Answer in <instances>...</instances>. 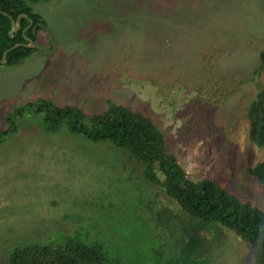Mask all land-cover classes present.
<instances>
[{
  "label": "rangeland",
  "instance_id": "374dc122",
  "mask_svg": "<svg viewBox=\"0 0 264 264\" xmlns=\"http://www.w3.org/2000/svg\"><path fill=\"white\" fill-rule=\"evenodd\" d=\"M70 31L57 53L0 63V264L23 244H97L112 264H257L235 232L190 216L145 165L108 141L43 130L30 101L154 120L191 180L211 179L264 210V161L249 108L264 87V0H51ZM96 18L99 28L72 37ZM13 115L11 120L10 116ZM13 129V130H12ZM159 178L164 179L158 171Z\"/></svg>",
  "mask_w": 264,
  "mask_h": 264
},
{
  "label": "trees",
  "instance_id": "16d2710c",
  "mask_svg": "<svg viewBox=\"0 0 264 264\" xmlns=\"http://www.w3.org/2000/svg\"><path fill=\"white\" fill-rule=\"evenodd\" d=\"M26 6L25 0H0V60L6 50L24 42L22 31L13 33V36L9 32L13 28L11 16L16 19L19 13L31 14ZM33 17L37 20V16ZM27 24L23 19V25ZM34 51L18 46L7 54L5 64L15 65ZM261 64L262 68L264 51ZM27 106L35 116L43 114V130L47 133H57L65 126L72 136H81L92 142L108 141L126 150L132 158L145 165L144 177L162 185L186 213L208 224H219L232 230L251 246L256 263L264 264V210L243 201L218 181L191 180L177 157L168 152L166 137L151 117L123 104H111L103 112L88 113L80 107L60 106L45 98L23 104L18 113L23 115ZM247 116L251 140L256 146L264 147V87L256 95ZM9 131L0 134V141L2 134ZM158 171L164 175L163 180L159 178ZM249 173L264 184V161L250 168ZM9 261L10 264H112L100 245L86 244L71 236L57 245L16 246Z\"/></svg>",
  "mask_w": 264,
  "mask_h": 264
},
{
  "label": "flooded vegetation",
  "instance_id": "af4514ba",
  "mask_svg": "<svg viewBox=\"0 0 264 264\" xmlns=\"http://www.w3.org/2000/svg\"><path fill=\"white\" fill-rule=\"evenodd\" d=\"M39 1L42 0H25V3L27 5L26 7L29 8L31 14L28 12H22L19 13L16 19H14L12 16L10 17L13 26V20L17 21L20 16L27 15L21 17L22 27L19 28L18 31L13 33H19L20 31H22V34L24 36V42H18L16 44H21L20 46H24V44H29L27 38H30L33 41L34 45L40 46L42 48V49H37L35 47H30L35 50L33 54L37 51H40L46 55H52L57 53L59 49L63 48V46L66 45L67 43L66 40L68 38L70 31H65L64 27H60V28L57 27V29H54L53 25L48 23V19L45 18L39 11L38 7H36ZM44 1L48 2L51 0H44ZM33 16H37V20L36 18L34 19ZM23 19H25L28 22V24L25 26L23 25ZM99 24L100 23H98L97 19L93 18L88 23V25H84V24L79 25L74 30L72 37L76 35V37H78L81 40L86 37V34L93 33L95 30H97L99 28ZM54 49H56L55 52L53 53L50 52ZM33 54H31L30 56H32Z\"/></svg>",
  "mask_w": 264,
  "mask_h": 264
},
{
  "label": "water",
  "instance_id": "95a60500",
  "mask_svg": "<svg viewBox=\"0 0 264 264\" xmlns=\"http://www.w3.org/2000/svg\"><path fill=\"white\" fill-rule=\"evenodd\" d=\"M4 14H7V13H4ZM22 16H27V15H22ZM22 16H20V17L18 18L17 21L13 20V26H14V28H13L12 31H10V33H9L10 36H13V32L18 31L19 28L22 27V26H21V17H22ZM27 40L29 41V44H24V46H26V47H28V48H30V47H35V48H37V49H42L40 46L34 45V44H33V41H32L30 38H27ZM20 45H21V44H15L12 48L6 50L5 53H4V55H3V58L0 60V63H1V64H5V63H6V57H7V54H8L11 50L17 48V47L20 46ZM55 50H56V49H54V50H52V51H50V52L53 53V52H55Z\"/></svg>",
  "mask_w": 264,
  "mask_h": 264
}]
</instances>
